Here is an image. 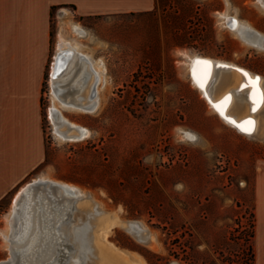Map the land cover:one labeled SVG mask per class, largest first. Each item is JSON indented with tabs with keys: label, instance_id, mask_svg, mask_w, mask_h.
I'll use <instances>...</instances> for the list:
<instances>
[{
	"label": "rangeland",
	"instance_id": "rangeland-1",
	"mask_svg": "<svg viewBox=\"0 0 264 264\" xmlns=\"http://www.w3.org/2000/svg\"><path fill=\"white\" fill-rule=\"evenodd\" d=\"M221 12L264 34V8L257 0H157L152 12L91 18H81L69 7L53 10L52 56L42 97L46 159L0 197V263L13 252L19 258L14 249L21 215L12 214L16 194L45 177L85 193L71 200V218L60 220V237L70 243L68 252L61 249L63 264H101L92 239L99 216L132 221L131 231L115 226L102 239L125 264H249L246 239L253 213L257 231L256 182L264 164V136L247 137L221 120L194 88L184 56L223 58L264 76V49L225 26ZM73 23L87 35L76 36ZM246 35L264 45V39ZM61 37L78 42L104 69L94 111L65 108L58 101L54 107V89L66 98L77 93L67 89L70 82H51ZM51 108L89 134L58 138ZM62 196L50 195L56 214L66 207ZM54 222L56 226L55 216ZM255 238L256 232L252 245L254 264H259ZM54 257L52 250L45 262Z\"/></svg>",
	"mask_w": 264,
	"mask_h": 264
},
{
	"label": "bare ground",
	"instance_id": "bare-ground-1",
	"mask_svg": "<svg viewBox=\"0 0 264 264\" xmlns=\"http://www.w3.org/2000/svg\"><path fill=\"white\" fill-rule=\"evenodd\" d=\"M257 2L264 8V0H257ZM220 17L223 24L235 32L244 42L264 49V45L252 42L246 37V34H251L254 35L255 40L264 39V34L257 31L250 22L228 12H221ZM72 30L78 37L83 38L87 35V30L78 23L72 24ZM184 56L188 58V73L194 88L200 92L216 115L247 137L264 136V102H262L264 76L231 60L201 54L189 55L185 53ZM59 80L62 83L70 82V87L67 89L77 93L66 98L54 89L52 92L54 107L58 101L65 108L78 109L84 112H91L96 109L100 87L105 83L104 69L82 50L78 42L69 41L63 37L58 41L52 66V84L54 85ZM80 96L83 99H80ZM52 109H50V117L53 122L54 134L58 138L62 140L83 139L89 134L87 128L70 122L67 118L59 116L58 113H53ZM248 121H253L254 126H250ZM65 126L69 127L70 130L67 131ZM74 131L78 134L72 133ZM186 136L190 139L195 138L191 132H186ZM38 181L48 183L30 189L32 183ZM50 184L57 186L53 188ZM52 191L58 196L63 194L62 197H67L66 207H63L64 210L61 214H56L52 210L57 209L54 203L50 202V195L54 193ZM83 195L85 193L75 185L45 177H40L19 190L12 207L13 216L21 215L20 222L16 223L18 226L16 236L18 245L14 250L19 254L17 264L64 263L62 258L65 253L63 254L61 249H66L65 246H70V243H63V239L60 237V220L62 217V221L71 218L74 211L71 200L79 199ZM54 216L56 217V226ZM42 221L43 225H41ZM96 221L97 225L92 236L94 239L93 250L101 259V264H125L114 253L105 248L102 239H105L110 229L115 226L124 227L131 231L129 225L132 221L120 220L118 216L115 218L99 216ZM132 225L138 227L137 223ZM142 231H144L143 227ZM52 250L55 257L50 263H46L45 257ZM72 250L76 252V248L72 247ZM68 251L69 249L65 250V252ZM66 258L70 260L69 257Z\"/></svg>",
	"mask_w": 264,
	"mask_h": 264
},
{
	"label": "crops",
	"instance_id": "crops-1",
	"mask_svg": "<svg viewBox=\"0 0 264 264\" xmlns=\"http://www.w3.org/2000/svg\"><path fill=\"white\" fill-rule=\"evenodd\" d=\"M65 7L91 18L152 12L157 0H0V197L45 162L42 97L52 56V13ZM256 200L255 239L264 264V164Z\"/></svg>",
	"mask_w": 264,
	"mask_h": 264
},
{
	"label": "trees",
	"instance_id": "trees-1",
	"mask_svg": "<svg viewBox=\"0 0 264 264\" xmlns=\"http://www.w3.org/2000/svg\"><path fill=\"white\" fill-rule=\"evenodd\" d=\"M253 220H252V225H251V230L248 232V238L246 239V241L248 242L249 246V264H254L255 263V252L253 249V245H252V240L255 237V232H256V219H255V213H253Z\"/></svg>",
	"mask_w": 264,
	"mask_h": 264
},
{
	"label": "water",
	"instance_id": "water-1",
	"mask_svg": "<svg viewBox=\"0 0 264 264\" xmlns=\"http://www.w3.org/2000/svg\"><path fill=\"white\" fill-rule=\"evenodd\" d=\"M47 183L48 182H45V181H38L37 183H32L30 189L36 188V187L41 186V185H46ZM50 185L53 188L57 186L55 184H50ZM17 216H18V214H17ZM137 224H138L139 229H142V225L139 224V223H137ZM138 231H140V230H138ZM17 261H18V256L13 252L12 253V258L9 261H4V262H1L0 264H17Z\"/></svg>",
	"mask_w": 264,
	"mask_h": 264
},
{
	"label": "snow or ice",
	"instance_id": "snow-or-ice-1",
	"mask_svg": "<svg viewBox=\"0 0 264 264\" xmlns=\"http://www.w3.org/2000/svg\"><path fill=\"white\" fill-rule=\"evenodd\" d=\"M262 102H264V93H262ZM250 126H254V122L253 121H248L247 122ZM246 131L248 130V129H245Z\"/></svg>",
	"mask_w": 264,
	"mask_h": 264
}]
</instances>
